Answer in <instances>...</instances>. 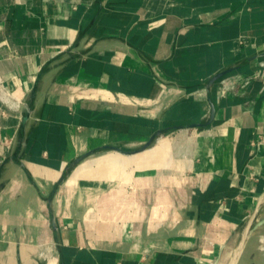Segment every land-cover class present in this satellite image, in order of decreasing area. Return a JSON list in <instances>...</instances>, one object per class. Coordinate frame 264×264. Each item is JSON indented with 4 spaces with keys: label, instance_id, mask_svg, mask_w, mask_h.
<instances>
[{
    "label": "crops",
    "instance_id": "obj_1",
    "mask_svg": "<svg viewBox=\"0 0 264 264\" xmlns=\"http://www.w3.org/2000/svg\"><path fill=\"white\" fill-rule=\"evenodd\" d=\"M0 87V264H222L264 225V0H0Z\"/></svg>",
    "mask_w": 264,
    "mask_h": 264
},
{
    "label": "rangeland",
    "instance_id": "obj_2",
    "mask_svg": "<svg viewBox=\"0 0 264 264\" xmlns=\"http://www.w3.org/2000/svg\"><path fill=\"white\" fill-rule=\"evenodd\" d=\"M264 215V212H263ZM246 242V247L241 253L237 264H264V225L257 227ZM236 242V241H235ZM234 243L225 247L221 254L220 262L228 260ZM218 260H210L206 264H217ZM219 262V263H220Z\"/></svg>",
    "mask_w": 264,
    "mask_h": 264
},
{
    "label": "water",
    "instance_id": "obj_3",
    "mask_svg": "<svg viewBox=\"0 0 264 264\" xmlns=\"http://www.w3.org/2000/svg\"><path fill=\"white\" fill-rule=\"evenodd\" d=\"M228 71H223V72H220L219 74L215 75L212 80H211V84H213L216 80H218L219 78H221L223 75H225ZM215 111H216V108H215V104L213 102H211V119L214 118L215 116ZM164 132V130H159L155 135H153L150 140L141 148V150L147 148L151 143L152 141L155 139L156 136H159L160 134H162ZM114 149H117L121 152H127L119 147H112ZM90 153L92 152H89L88 154L82 156L81 158L77 159L76 162L80 161L81 159H83L84 157L88 156Z\"/></svg>",
    "mask_w": 264,
    "mask_h": 264
},
{
    "label": "built area",
    "instance_id": "obj_4",
    "mask_svg": "<svg viewBox=\"0 0 264 264\" xmlns=\"http://www.w3.org/2000/svg\"><path fill=\"white\" fill-rule=\"evenodd\" d=\"M225 90H232L233 88H229L226 83H223ZM0 93L2 95V97L5 99V102H7L8 104H12L13 107H17L20 108L21 106V100H14V98L7 93L5 90H3V88L0 87ZM17 101V102H16Z\"/></svg>",
    "mask_w": 264,
    "mask_h": 264
},
{
    "label": "bare ground",
    "instance_id": "obj_5",
    "mask_svg": "<svg viewBox=\"0 0 264 264\" xmlns=\"http://www.w3.org/2000/svg\"><path fill=\"white\" fill-rule=\"evenodd\" d=\"M248 230H250V229H248ZM263 240H264V238H263ZM241 249H242V245L240 247H237L233 252H231L228 260H226L222 264H235L237 259L239 258L240 254H241Z\"/></svg>",
    "mask_w": 264,
    "mask_h": 264
}]
</instances>
